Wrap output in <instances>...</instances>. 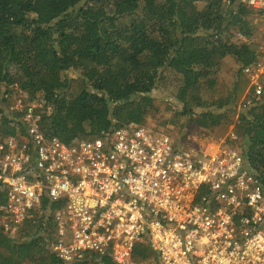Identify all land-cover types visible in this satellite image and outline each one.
<instances>
[{"label":"trees","instance_id":"1","mask_svg":"<svg viewBox=\"0 0 264 264\" xmlns=\"http://www.w3.org/2000/svg\"><path fill=\"white\" fill-rule=\"evenodd\" d=\"M260 13L240 0H0V138L24 131L9 85L49 108L39 128L67 144L143 124L159 109L158 91L204 128L234 115V143L264 188V75L262 93L238 103L243 69L259 56ZM236 34L246 41H233ZM226 57L235 64L232 81L214 98ZM55 239L53 221L27 223L16 237L0 224V264H62L50 249ZM134 256L152 252L138 244Z\"/></svg>","mask_w":264,"mask_h":264},{"label":"built area","instance_id":"2","mask_svg":"<svg viewBox=\"0 0 264 264\" xmlns=\"http://www.w3.org/2000/svg\"><path fill=\"white\" fill-rule=\"evenodd\" d=\"M240 2L264 12V0ZM243 72L246 106L262 93L264 55ZM13 108L24 131L0 138L8 236L53 221L50 249L62 264H264V188L232 130L195 147L129 122L67 144L40 130L41 102ZM138 244L152 256L136 259Z\"/></svg>","mask_w":264,"mask_h":264},{"label":"rangeland","instance_id":"3","mask_svg":"<svg viewBox=\"0 0 264 264\" xmlns=\"http://www.w3.org/2000/svg\"><path fill=\"white\" fill-rule=\"evenodd\" d=\"M198 6H201V3H198ZM255 22L258 27V32L254 36L256 50L259 56H263L264 37L262 34L264 33V12L256 17ZM241 37L242 36L239 34H236L232 40L235 42L246 41V38ZM234 68V62L226 57L223 61L221 73L219 75L217 90L213 93L214 98L223 96L226 93L228 83L232 81V71ZM244 77L247 80V86L244 94L238 101L239 105L245 93L251 88L249 78L245 73ZM5 87V84L1 85L0 91H4ZM8 90H11L12 94L9 97L11 104L14 105L18 99H22L23 102H25V97H22L19 92L16 94L13 85H9ZM153 96L155 98V104L159 109L158 111H152L144 120L143 125L147 128H156L159 132L167 133L174 141L179 142L184 146L202 147L211 141L223 137L230 130L233 131L235 116L232 114L227 120L220 121V123L215 126L204 128L198 125V117L195 115H192L189 118L180 117L177 114L180 105L173 98L163 95L158 91H154Z\"/></svg>","mask_w":264,"mask_h":264}]
</instances>
